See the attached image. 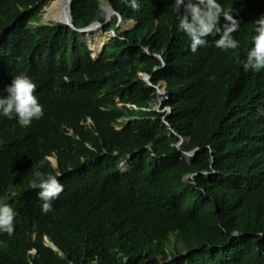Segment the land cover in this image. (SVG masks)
Instances as JSON below:
<instances>
[{"label":"trees","instance_id":"1","mask_svg":"<svg viewBox=\"0 0 264 264\" xmlns=\"http://www.w3.org/2000/svg\"><path fill=\"white\" fill-rule=\"evenodd\" d=\"M90 2L97 4L75 0L77 23L91 15ZM44 5L45 0H0V65L38 81L47 115L56 124L52 146L64 164L87 168L71 173L73 179L53 211L38 209L42 229L33 243L34 255L25 248L26 227L35 226L29 222L31 212H22L33 200L34 188L30 177L21 179L11 200L13 224L26 227L19 228L12 247L0 251V264H264V173L248 172L237 183L203 173L210 170V149L213 168L225 176L240 171L237 164L243 155L251 165L252 151L264 162V121L245 125L248 114L203 92L198 110L205 113L206 128L190 132L193 140L185 146L202 148L185 160L176 146L179 138L169 135V128L143 120L151 115L146 108L152 94L136 71L149 72L157 61L142 63L135 46L142 39L153 40L143 31H123L128 41L113 39L100 61L90 57L83 42L67 40L61 51L68 58L59 63L79 60L96 83L82 93L76 88L78 78L65 81L36 57L42 45L35 38L36 26L30 24ZM109 57L116 60L106 62ZM116 97L140 109H120ZM86 115L92 117L90 125L80 122ZM123 115L135 118L117 129L113 123ZM49 149L43 145L34 154L40 158ZM124 159L129 161L127 169L119 166ZM43 235L58 250L46 246Z\"/></svg>","mask_w":264,"mask_h":264},{"label":"clouds","instance_id":"2","mask_svg":"<svg viewBox=\"0 0 264 264\" xmlns=\"http://www.w3.org/2000/svg\"><path fill=\"white\" fill-rule=\"evenodd\" d=\"M56 1L59 0H45L40 15L31 21L30 25L36 26L38 33L35 38L40 39L42 45L36 57L45 60L59 78L65 81L78 78L77 90L86 93L94 82L86 66L77 59L59 63L68 58L61 51L65 42L70 38L78 39L86 45L90 57L100 61L113 39L128 41L123 31L146 33L153 41L136 44L135 57L142 63L157 61V64L149 72L136 71L137 78L152 94L150 106L146 108L151 115L143 120L145 124L157 121L161 127L169 128V135L179 138L176 146L185 160L190 161L202 148L185 149V146L193 140L190 132L198 127L206 128L205 113L198 110L203 92L212 94L233 111L248 114L245 125L255 120L264 121V0H96L97 4H89L91 15L80 23L73 13L75 0H68V18L50 17V7ZM18 6L24 9L22 4ZM155 6L160 7L153 12ZM70 29L75 31L74 35L70 34ZM115 60L109 57L106 62ZM39 91V83L32 75L25 71L7 72L0 65V251L12 247L19 228L26 227L13 224L16 210L11 204L23 177H30L34 188L33 200L22 210L31 212L29 222L35 226L26 227L25 248L26 254L34 255L37 249L33 243L38 229H42L38 209L43 213L53 211L73 179L71 173L87 168L83 164H64L52 146L56 124L47 115ZM65 98L71 97L65 95ZM115 101L120 109H140L137 104L122 102L120 97ZM134 118L123 115L113 124L121 129L124 122ZM168 118L182 128L181 134ZM80 122L90 125L92 117L86 115ZM43 145L50 149L39 158L34 151ZM18 151L22 155L19 156ZM209 152L210 170L203 173L219 175L220 181L237 183L248 172L264 173L263 159L254 151L251 165H247L243 155L237 164L240 171L227 176L213 168L214 151ZM119 166L127 169L129 161L124 159ZM199 173H191L195 175L187 179L191 175L188 174L185 180ZM238 197L239 201L244 199L243 195ZM43 241L58 250L47 235H43Z\"/></svg>","mask_w":264,"mask_h":264},{"label":"bare ground","instance_id":"3","mask_svg":"<svg viewBox=\"0 0 264 264\" xmlns=\"http://www.w3.org/2000/svg\"><path fill=\"white\" fill-rule=\"evenodd\" d=\"M68 0H59L52 4L50 7V17L59 18L61 16L68 18L69 17V11L67 6ZM48 17V16H47ZM45 21V20H44ZM127 31V30H126ZM128 32V31H127ZM142 42L145 43V41L142 39ZM92 53H97L98 50H91ZM37 144V143H35ZM24 171H22L23 173Z\"/></svg>","mask_w":264,"mask_h":264},{"label":"water","instance_id":"4","mask_svg":"<svg viewBox=\"0 0 264 264\" xmlns=\"http://www.w3.org/2000/svg\"><path fill=\"white\" fill-rule=\"evenodd\" d=\"M159 7H160V6H155V7L153 8V12L158 11ZM181 142H183V141L181 140ZM194 175H195V174H191V175H189V177H187V179H188V178H192Z\"/></svg>","mask_w":264,"mask_h":264},{"label":"rangeland","instance_id":"5","mask_svg":"<svg viewBox=\"0 0 264 264\" xmlns=\"http://www.w3.org/2000/svg\"><path fill=\"white\" fill-rule=\"evenodd\" d=\"M45 16H46V14H45Z\"/></svg>","mask_w":264,"mask_h":264}]
</instances>
